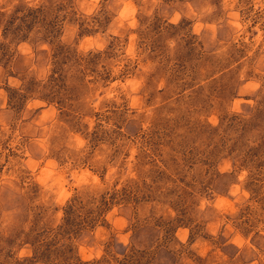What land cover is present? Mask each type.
Instances as JSON below:
<instances>
[{"label": "rangeland", "instance_id": "1", "mask_svg": "<svg viewBox=\"0 0 264 264\" xmlns=\"http://www.w3.org/2000/svg\"><path fill=\"white\" fill-rule=\"evenodd\" d=\"M0 264H264V0H0Z\"/></svg>", "mask_w": 264, "mask_h": 264}, {"label": "clouds", "instance_id": "2", "mask_svg": "<svg viewBox=\"0 0 264 264\" xmlns=\"http://www.w3.org/2000/svg\"><path fill=\"white\" fill-rule=\"evenodd\" d=\"M180 17H179V14H176L172 20V23H177L179 21ZM99 47V46H98ZM83 142H81V146H82Z\"/></svg>", "mask_w": 264, "mask_h": 264}, {"label": "trees", "instance_id": "3", "mask_svg": "<svg viewBox=\"0 0 264 264\" xmlns=\"http://www.w3.org/2000/svg\"><path fill=\"white\" fill-rule=\"evenodd\" d=\"M71 208V205L69 206V209Z\"/></svg>", "mask_w": 264, "mask_h": 264}]
</instances>
